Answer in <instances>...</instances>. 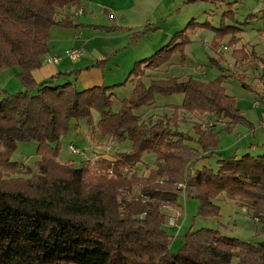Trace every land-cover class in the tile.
<instances>
[{
	"label": "trees",
	"instance_id": "1",
	"mask_svg": "<svg viewBox=\"0 0 264 264\" xmlns=\"http://www.w3.org/2000/svg\"><path fill=\"white\" fill-rule=\"evenodd\" d=\"M209 1L225 5L217 26L190 18L167 42L135 60L124 81L77 89L75 82L58 79L61 73L37 82L32 71L44 61L53 26L80 25L67 10L81 0H0V72L18 67L16 77L24 89L10 93L0 87V264H264V227L256 242L213 228L189 230L174 252L169 250L172 236L163 228V208L181 209L180 191L198 200L199 216H217L214 199L224 194L245 201L253 216L263 219L264 149L257 155L220 157L216 169L202 166L186 172L192 161L218 152L217 126L231 131L238 123L250 124L224 82L233 76L248 87L243 73H233L235 68L249 57L264 61L254 44L243 41L239 26L257 13L239 21L233 9L237 0ZM196 28L213 31L209 46L220 57L218 48L227 44L230 73L221 71L208 81L169 74L145 83L147 71H157L173 54H179L180 64L185 61L184 48ZM144 31L133 32L129 43ZM127 81L133 87L113 111V90ZM178 93L182 100L169 105L173 111L167 119L134 113L152 105L157 95ZM92 110L99 112L95 127L107 140L103 144L129 140V150L86 156L78 165L61 162L60 139L80 120L93 126ZM180 111L200 120L192 124V134L177 128ZM94 131L89 129V134ZM29 141L36 143V172L21 187H10L7 174L20 167L11 155L18 143ZM69 150L80 155L86 151L73 144ZM146 152L154 154L153 165L146 175L138 174L134 167Z\"/></svg>",
	"mask_w": 264,
	"mask_h": 264
},
{
	"label": "rangeland",
	"instance_id": "2",
	"mask_svg": "<svg viewBox=\"0 0 264 264\" xmlns=\"http://www.w3.org/2000/svg\"><path fill=\"white\" fill-rule=\"evenodd\" d=\"M180 1L181 0H179V2ZM223 9H225L223 2L213 4L209 0H205L185 3V1L182 0L181 8L177 10L179 14L174 18L180 21L186 19L185 23L190 18H194L198 22L208 20L211 25L217 26ZM233 9L235 17L239 21H244L248 13H257V16L251 18L249 23H243L239 26L242 28L241 35H243V41L254 44L256 53L264 58V0H237ZM80 12H82L81 9L76 10V14ZM225 23H231V21L226 19ZM55 30L60 29L56 27ZM212 35L213 31L210 28H196L190 34L192 39L191 42L184 48L186 54L185 61L180 64L179 54H173L169 62L157 69V71H147L149 77L144 78V82L147 83L150 77L161 78L169 74L179 76L181 79H184L186 75H193L198 79L208 81L216 77L221 71H224L226 74L230 73L226 65L227 62L229 63L232 60L230 57V49L227 44L223 42L219 47V49H221L220 53L223 54V57H220L219 54L209 46ZM56 47L57 45L53 46L50 40L49 50H55ZM59 49L61 51L63 48H57V51H59ZM65 50L56 55L62 58ZM212 58H216L218 61L212 62ZM67 60L66 62L70 61L71 64L75 62L73 60ZM244 65L246 66L245 68H243ZM233 66L236 67L234 64ZM263 66L264 61L249 57L244 63L239 64L235 70L232 67V70H234L233 73H243V75H245V83L248 84V87H243L240 80L233 76L226 78L224 86L228 93L236 97L237 107L243 112L246 120H248L250 124L238 123L231 131H225L223 127L217 126L216 129L219 130V139L216 147L218 148V152H214L206 158L196 160L193 169H191L190 166L189 168L187 167V173L190 171L193 173L202 166H209L216 169V160L218 158L229 156L233 153L239 157L247 152L252 155L262 153L264 149V127L261 126V122L264 120V98L262 97V86L257 81V71ZM129 70L130 68L113 71L103 70L102 73L108 76V82L106 81L104 85L124 81ZM18 71V67H13L4 69L0 72V87L2 91L13 93L24 90L16 77ZM89 74L93 76L95 72H90ZM97 74L100 79L101 72L98 71ZM61 79H63V81L75 82V76L69 78L67 74ZM100 83L102 82H89L88 86L77 84L76 88L82 89V87H89ZM132 87V82L127 81L125 84L113 90L111 105L113 111H118L120 109L122 99L128 97ZM154 100L155 102L152 105L141 106L134 110V113L140 115L142 118L155 114L156 116H165L164 118L167 119L171 116L173 111L169 104H179L182 100V94L178 93L169 97L157 95ZM179 117L181 118L177 120V128L192 134V124L199 119L194 115L185 114L182 111H180ZM92 118L94 122L93 126H89L86 121L80 120L78 121L77 128H74L72 124L69 131L60 139L59 160L61 162H69L72 165H78L86 156L90 157L97 154H104L107 156L115 150H129L131 144L129 140L115 142L114 144L111 141L113 144L112 146H105L106 143H103L107 140L98 133L95 127V123L99 118V112L97 110H92ZM218 119L222 121L221 118ZM93 127L95 131L90 135L89 129ZM70 144L75 145L79 149L85 148V153L81 155L72 153L69 150ZM191 144L194 145L193 142H191ZM251 145H254L256 149L254 148L251 150V148H249ZM102 147L105 149L103 150ZM35 149L36 143L33 141L18 143L17 148L11 155V159L19 162L20 167L18 170L7 174L8 186L19 188L24 179L31 177L36 172L34 161L38 160V156L36 155ZM207 153L209 154V152ZM154 157L152 152H146L142 157L143 162L134 167L136 172L146 175L148 169L153 165ZM214 202L219 206V214L217 216L202 217L197 214L198 200L195 197L185 196L183 192L180 191L179 203L181 204V209L176 210L170 206H165L163 208L166 213L163 228L172 236L169 244L170 251L174 252L181 246L184 233L201 227L218 229L225 235L238 237L246 241L256 242L261 240V231L262 227H264V221L261 222L262 218L253 216V210L246 205L245 201L236 202L235 200L227 198L224 194H220L214 199ZM170 219H175L176 221L174 220V222H176V225H171L169 223ZM262 220H264V213Z\"/></svg>",
	"mask_w": 264,
	"mask_h": 264
},
{
	"label": "crops",
	"instance_id": "3",
	"mask_svg": "<svg viewBox=\"0 0 264 264\" xmlns=\"http://www.w3.org/2000/svg\"><path fill=\"white\" fill-rule=\"evenodd\" d=\"M181 1L81 0L79 6L67 10L73 21L80 25L72 28L58 27L60 30H55L56 26H53L47 42L48 51L42 60L72 47L80 50L79 58L72 64L66 62V57L57 63L44 60L39 68L32 71L33 78L40 82L61 73L58 79L66 74L69 78L75 76L76 85L88 86L89 82L100 81V84H105L108 76L102 73L103 70L131 68L135 60L155 51L185 24L186 19L180 21L174 18L179 14L177 10L181 8ZM77 9L82 12L76 14ZM102 26L109 29L100 28ZM139 30H145L139 40L129 43L132 33ZM50 40L53 46L57 45L55 50H49ZM57 48L63 49L57 51ZM98 71L101 72L100 79ZM90 72L95 74L90 76ZM249 148L256 149L254 145ZM195 164L196 161H192L190 168L193 169Z\"/></svg>",
	"mask_w": 264,
	"mask_h": 264
},
{
	"label": "built area",
	"instance_id": "4",
	"mask_svg": "<svg viewBox=\"0 0 264 264\" xmlns=\"http://www.w3.org/2000/svg\"><path fill=\"white\" fill-rule=\"evenodd\" d=\"M80 54H81V52L78 48H70V49H67L64 51L62 57H66L69 60L76 61L79 58ZM60 59H61V57L58 55L51 56V57L46 58V59L44 58V60H46L47 62H51V63H57ZM257 74H258L257 81L262 86V91H263L262 95H264V66L260 67V70L257 71ZM255 104H256V101H255ZM261 126L264 127V120L261 122ZM70 150L72 152H78V150L72 146L70 147ZM174 220L175 219H170L169 223L171 225H176V222H174Z\"/></svg>",
	"mask_w": 264,
	"mask_h": 264
}]
</instances>
